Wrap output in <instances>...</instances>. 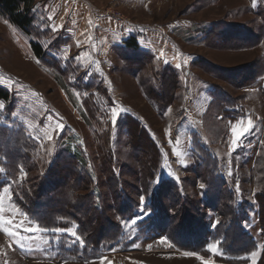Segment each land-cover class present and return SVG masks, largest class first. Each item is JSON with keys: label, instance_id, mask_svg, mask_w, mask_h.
Here are the masks:
<instances>
[{"label": "rangeland", "instance_id": "rangeland-1", "mask_svg": "<svg viewBox=\"0 0 264 264\" xmlns=\"http://www.w3.org/2000/svg\"><path fill=\"white\" fill-rule=\"evenodd\" d=\"M37 6L40 17L32 37L0 10V86L11 90L15 101L0 99V126L42 141L52 136V145L67 128L71 134L64 143L76 147L93 136L84 105L93 92L87 102L110 114L115 139L123 134L119 120L132 114L161 147L163 164L153 191L167 207L182 191L192 193L190 180H197L196 197L203 203L195 168L199 158L212 155L222 176L236 186L239 204H250L244 206V228L256 249L242 258L257 264L264 251L255 201L258 196L264 202V0H39ZM134 34L141 48L155 55L157 67L179 71L180 84L166 95L170 105L161 107L150 98L155 81L149 69L132 67L129 62H136L120 53ZM31 38L47 48L59 39L63 45L44 60L33 52ZM98 80L107 86L112 104L86 89ZM223 103L231 115L212 118ZM249 119L252 126L233 144L232 129L248 127ZM197 143L207 151L199 152ZM0 169L1 185L8 176L1 162ZM12 186L0 190V264H241L240 256L226 252L224 235L215 237L219 219L202 203L203 217L191 213L197 221L185 229V243H177L152 225V195L143 198L123 222L119 241L104 243L97 253L85 247L73 222L68 229L41 228L14 203ZM5 228L19 236H9ZM210 234L215 238L206 249L200 240ZM187 242L192 248L180 247Z\"/></svg>", "mask_w": 264, "mask_h": 264}, {"label": "trees", "instance_id": "trees-1", "mask_svg": "<svg viewBox=\"0 0 264 264\" xmlns=\"http://www.w3.org/2000/svg\"><path fill=\"white\" fill-rule=\"evenodd\" d=\"M38 2L0 0V10L13 25L32 37L40 17L37 13ZM48 30L45 28L43 31L49 34ZM30 43L35 55L45 60L51 50L57 51L63 45V40L53 42L48 48L32 38ZM119 51L128 61L133 59L137 63L129 62L132 67L149 69L155 81V86L150 89V98L158 105H170L172 100L166 95L173 94L180 84L177 68L169 65L157 67L155 55L141 48L135 34L123 42ZM85 86L89 91L94 89L98 97L112 104L109 90L102 80L91 81ZM94 96L91 92L84 101L86 117L92 121V139L84 137L83 142L76 144V147H72L71 142L64 143L71 134L67 128L52 145L49 141L31 136L25 130L13 131L0 126V162L8 176L0 185V190L6 184H12L14 203L45 230L68 229L73 222L77 225L76 232L83 238L85 247L97 253L104 243L116 244L119 241L123 222L141 205L142 198L152 195L155 216H151L149 221L177 243H185V229H192L197 221V217L191 213L203 217V209L199 207L202 202L196 197L194 189L197 180H190L192 193L182 191L180 197L175 195L176 198H172L169 207L162 205L153 191L163 164L161 147L149 129L132 114H125L119 120L123 134L115 139L110 114L103 111L100 105H89L87 102ZM0 99L10 105L15 102L12 91L3 86H0ZM220 110L219 113L214 111L217 114L211 117L216 119L221 115L227 119L231 115L226 103L220 106ZM196 145L202 154L207 151L201 144ZM211 158L212 162H209ZM213 158L209 154L205 159L199 158L195 168L197 178L205 185L203 189L200 188L205 199L202 204L205 209L210 208L219 219L215 237L222 233L226 252L240 256L241 264H246L249 260L242 257L256 249L254 239L244 228L248 220L244 206L250 204H239L236 186L222 176V166ZM262 193L264 195V188ZM255 201L264 235V202L258 196H255ZM208 231V228H203V232ZM189 235L195 242L192 230ZM207 236L205 240H200L206 249L211 239L215 238L210 234L207 240ZM188 243L180 247L192 248ZM263 259L264 251L257 264H261Z\"/></svg>", "mask_w": 264, "mask_h": 264}, {"label": "snow or ice", "instance_id": "snow-or-ice-1", "mask_svg": "<svg viewBox=\"0 0 264 264\" xmlns=\"http://www.w3.org/2000/svg\"><path fill=\"white\" fill-rule=\"evenodd\" d=\"M169 111H170V109H169ZM116 117H117V113L115 112V110L113 111V123H115V119H116ZM252 125H251V120L249 119V121H248V127H240V128H237V127H234L233 129H232V131H233V133L235 134V137H234V139L232 140V143L233 144H237V142H238V140H239V138L240 137H242L248 130H249V128L251 127ZM58 128L59 129H63V125L62 124H59L58 125ZM52 136H48V140L49 141H51L52 140ZM0 171H2V169H0ZM205 187V185L204 184H201L200 185V188L201 189H203ZM7 191V190H6ZM143 199V198H142ZM133 224L135 223V220H132L131 221ZM127 226V225H126ZM32 230H35V229H30V231H32ZM4 231L9 235V236H12V235H16V236H19V232H13V231H11V229L10 228H5L4 229ZM76 235V233L75 232H73V236H75ZM80 243H83V241L81 240V241H79ZM161 242H163V241H161ZM113 251H115V249H113ZM185 255H194L193 253H185ZM253 255H255V253H253ZM205 264H208V262H205Z\"/></svg>", "mask_w": 264, "mask_h": 264}, {"label": "crops", "instance_id": "crops-1", "mask_svg": "<svg viewBox=\"0 0 264 264\" xmlns=\"http://www.w3.org/2000/svg\"><path fill=\"white\" fill-rule=\"evenodd\" d=\"M50 1H55V0H50Z\"/></svg>", "mask_w": 264, "mask_h": 264}]
</instances>
